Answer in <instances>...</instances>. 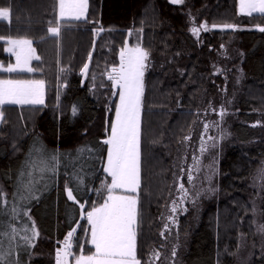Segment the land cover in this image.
I'll return each mask as SVG.
<instances>
[{
    "label": "trees",
    "instance_id": "obj_1",
    "mask_svg": "<svg viewBox=\"0 0 264 264\" xmlns=\"http://www.w3.org/2000/svg\"><path fill=\"white\" fill-rule=\"evenodd\" d=\"M238 5L239 0H89L87 20L61 21L58 0H0V8L11 10L10 20L0 21V40L29 39L40 57L32 73H0V79L43 80L46 86L45 105L0 106V264H51L73 229L69 264L94 252L85 214L107 196L111 177L104 172L103 141L119 93L108 74L119 66L121 49L136 46L149 53L140 119L137 259L236 264L245 239L255 246L252 264H264V241L253 223L252 202L259 195L250 185L264 161L255 127L264 121V32L256 29L264 26V15L241 16ZM58 24L59 36L51 35L49 27ZM221 25L239 29L215 28ZM7 45L0 41V62L8 65L13 58ZM221 108L230 115L234 146L220 162L219 199H201L187 216L168 215L176 183L191 172L190 139L205 118L217 120ZM69 189L75 200L68 198ZM258 201L264 225V183Z\"/></svg>",
    "mask_w": 264,
    "mask_h": 264
},
{
    "label": "snow or ice",
    "instance_id": "obj_2",
    "mask_svg": "<svg viewBox=\"0 0 264 264\" xmlns=\"http://www.w3.org/2000/svg\"><path fill=\"white\" fill-rule=\"evenodd\" d=\"M181 3L182 0H172ZM88 0H59V17L86 19ZM247 10L248 15L253 12L264 13V0H241V11ZM11 10L0 8V19L9 20ZM193 29V32H198ZM264 32V27L260 28ZM48 32L59 36V24L49 27ZM2 39V38H0ZM9 52H14L16 64L3 68L5 72L20 71L33 72L30 66L33 59L39 60L29 39L9 40ZM149 53L136 46L121 49L118 67H112L108 79L119 89V103L115 108V119L110 126V132L103 141L108 145L105 171L111 177L107 185V196L99 206H92L85 218L90 225V243L94 252L75 258V264H140L136 256V237L138 228V199L136 195L117 194V190L124 193L136 194L140 187V117L142 97L144 94V73ZM90 59V57H89ZM2 67V66H0ZM88 65H84L86 74ZM43 80H0V105H43ZM76 109L73 108L75 115ZM3 112H0V118ZM55 159V157H53ZM31 193V186H24ZM183 188V185H181ZM68 198L75 200L71 189ZM80 203L79 201H76ZM83 209L84 205L80 204ZM173 212L176 208L173 207ZM74 231V229H73ZM73 231L68 233L63 253L57 252V264H68V257L72 255L71 238ZM2 261V257H0Z\"/></svg>",
    "mask_w": 264,
    "mask_h": 264
},
{
    "label": "rangeland",
    "instance_id": "obj_3",
    "mask_svg": "<svg viewBox=\"0 0 264 264\" xmlns=\"http://www.w3.org/2000/svg\"><path fill=\"white\" fill-rule=\"evenodd\" d=\"M218 1V0H216ZM219 3V2H217ZM239 14L241 16H251L247 14V10L241 11V0H239ZM89 0H88V9L86 13V19L82 18L80 20H75L74 18H60L59 17V0H58V19L61 21L68 20V21H85L88 19L89 16ZM252 15H264V13H257L253 12ZM10 20V19H9ZM9 20H3L0 19V21H9ZM264 26H259L256 29L260 31V28ZM215 28L220 30H238V26H230V25H221L216 26ZM195 34H198L199 32H194ZM51 34V33H50ZM52 35V34H51ZM8 40H0L2 42H7L6 47V53L7 55L11 56L13 58V62H9V64H5L3 62H0V73H8L3 70V68H6L10 65L16 64V56L14 52H9L8 48L10 47ZM19 40V39H15ZM230 44H235V41L233 40ZM32 47L35 49L33 42ZM132 48V47H127ZM126 49V48H125ZM234 52V51H233ZM35 54L38 56L37 51L35 49ZM149 58V56H148ZM37 61L36 59H33L30 63V66L33 67V63ZM146 68L145 73L148 66V59L146 60ZM13 73H32L27 71H20V72H13ZM144 73V76H145ZM12 74V73H8ZM4 80V79H0ZM14 80V79H13ZM144 83V78H143ZM145 87V83H144ZM46 86L44 84V104L46 103ZM119 103V98L117 105ZM142 103H143V97H142ZM7 105H14V106H42V105H16V104H5L0 106H7ZM142 111V108H141ZM264 116V113L261 114ZM205 116V115H204ZM206 117V116H205ZM211 118L208 120L205 118L203 120V126H201L200 131H198L196 136L194 135L191 137L190 141L193 142V145L191 146V150L193 149L194 154L192 155V164L190 166L188 165V170L190 169L191 172L188 171L186 180L182 179L181 181L178 180L176 183V197L173 196V201L169 204V210L168 215L171 213H175L177 215L187 216L189 209L196 210L199 206V202L201 199L212 200L217 198L219 199V196L217 193L220 192V183L219 186L217 185V181L223 178V174L220 170V162L223 159L224 151L231 146H234L232 144L231 140V133L229 130L228 122L230 115L227 111H225L224 108H221L219 115L217 116V120L214 119V116H208ZM115 119V117H114ZM141 119V117H140ZM114 121V120H113ZM2 123V118H0V126ZM255 127L259 128V137L261 140H258V142L264 143V121L259 120L257 124H255ZM263 183H264V161L261 162L260 168L255 171V173L252 175L250 185L253 189V191L256 192L257 199H253L252 202L253 206V218H254V227H255V234L256 237H258L259 242L262 244L264 241V225L261 221L260 211H259V201L261 191L263 190ZM178 185V187H177ZM181 185H183V188H181ZM219 188V189H218ZM179 190L181 191L179 193ZM195 198V199H194ZM221 198V197H220ZM173 207L176 208V211L173 212ZM170 220V219H168ZM172 222V219H171ZM41 238V236H39ZM64 250H61L60 252L63 253ZM255 246L250 241H246L245 239H242V243L240 246V249L237 251L235 260L236 264H252V261L255 256ZM70 257H68V264ZM51 264H57V254H54L51 259ZM72 264H75V260Z\"/></svg>",
    "mask_w": 264,
    "mask_h": 264
},
{
    "label": "crops",
    "instance_id": "obj_4",
    "mask_svg": "<svg viewBox=\"0 0 264 264\" xmlns=\"http://www.w3.org/2000/svg\"><path fill=\"white\" fill-rule=\"evenodd\" d=\"M106 161H107V158H106ZM106 161H105V165H104V169H105V167H106ZM104 172L106 173V174H108L105 170H104ZM117 194H127V195H136V194H133V193H124L123 192V190H117ZM137 207H138V205H137ZM89 228H90V225H89ZM89 240H90V233H89ZM91 244V243H90Z\"/></svg>",
    "mask_w": 264,
    "mask_h": 264
},
{
    "label": "water",
    "instance_id": "obj_5",
    "mask_svg": "<svg viewBox=\"0 0 264 264\" xmlns=\"http://www.w3.org/2000/svg\"><path fill=\"white\" fill-rule=\"evenodd\" d=\"M171 2H172V0H171ZM173 3V2H172ZM173 4H176V3H173Z\"/></svg>",
    "mask_w": 264,
    "mask_h": 264
}]
</instances>
